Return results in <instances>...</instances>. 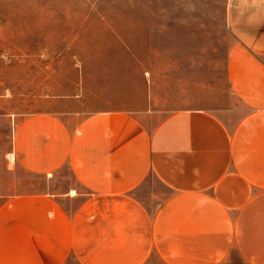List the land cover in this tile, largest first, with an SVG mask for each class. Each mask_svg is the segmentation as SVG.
Segmentation results:
<instances>
[{"label":"crops","instance_id":"0c3cea01","mask_svg":"<svg viewBox=\"0 0 264 264\" xmlns=\"http://www.w3.org/2000/svg\"><path fill=\"white\" fill-rule=\"evenodd\" d=\"M228 21L234 107L86 113L57 95L6 114L10 155L45 188L0 193V264H264V0H233Z\"/></svg>","mask_w":264,"mask_h":264},{"label":"rangeland","instance_id":"374dc122","mask_svg":"<svg viewBox=\"0 0 264 264\" xmlns=\"http://www.w3.org/2000/svg\"><path fill=\"white\" fill-rule=\"evenodd\" d=\"M232 2L0 0V193L44 190V178L11 159L6 114L49 111L57 95L71 96L72 107L86 113L117 105L163 117L236 106L227 80L237 42L228 21ZM82 64L86 83L76 82ZM107 66L114 82H106ZM57 74L75 83H53L65 79ZM225 264L243 263L233 252Z\"/></svg>","mask_w":264,"mask_h":264},{"label":"bare ground","instance_id":"6f19581e","mask_svg":"<svg viewBox=\"0 0 264 264\" xmlns=\"http://www.w3.org/2000/svg\"><path fill=\"white\" fill-rule=\"evenodd\" d=\"M11 159H13V155H10Z\"/></svg>","mask_w":264,"mask_h":264}]
</instances>
